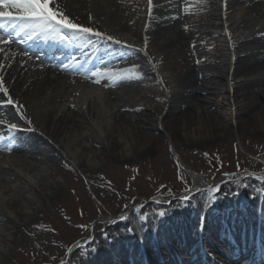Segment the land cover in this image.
Masks as SVG:
<instances>
[{
    "label": "bare ground",
    "instance_id": "bare-ground-1",
    "mask_svg": "<svg viewBox=\"0 0 264 264\" xmlns=\"http://www.w3.org/2000/svg\"><path fill=\"white\" fill-rule=\"evenodd\" d=\"M210 1L212 6L202 0H152L151 4L146 0L134 14L116 0H52L50 3L54 11L61 12L67 19L99 30L105 37L111 36V40L90 34L73 37L71 30L57 26L53 31L51 25L42 26L38 20L13 21L20 24L12 32L13 39L24 38L27 47H32L47 66L32 58H21L0 43V76L4 78L3 87L8 88V94L16 102L15 105H0V115L7 117L9 124L17 126L15 129L0 127V259H7L11 244L19 245L17 241L23 238L24 231H34L42 236L56 231L52 225L41 227L32 215L43 218V208L57 201L68 211L72 201L63 196V184L55 179L63 175L67 164L91 173L107 159L118 161L120 157L129 162L146 157L152 151L151 142L155 137L143 133V126L155 130L164 127L175 137L186 136L202 127L206 142L218 141L219 136L224 137L223 140L229 137L230 131L224 133L215 125L217 117L212 110L216 105L208 107L204 104L207 101L205 95L219 92L218 87H210L216 85L218 77L230 82L226 91L233 95L236 106L239 99L242 100L240 112L234 111L229 118L235 120L241 138L264 139V0H226V5L225 0ZM241 9L244 15L237 20L236 13ZM8 11L13 16L20 15L14 8ZM208 16L214 18L220 36L226 37L228 57L236 60L226 68L218 67L223 71L219 74L197 72L195 67L201 63L196 61L191 65V55L187 52L189 46L198 48L192 42L194 34L189 27V18L198 19L200 25L197 28L202 33L207 32V24L200 20ZM11 22L0 17V31L6 33V24ZM67 34L71 38L63 42L65 50L47 46L51 37ZM41 41L47 43L43 46L39 44ZM81 43L89 44L98 60L108 65L110 74L106 79L90 73L91 66L83 61L65 67L63 58L74 54ZM170 51L177 54L179 63L181 56L187 54V57L181 67L172 69L169 77L159 78L155 71L169 66L167 53ZM120 60L125 67L118 65ZM159 61L162 62L160 65ZM66 70L108 87L110 101L105 109L89 104L90 118L85 116L79 103L82 100L78 102L72 92L63 91L60 86L66 82ZM225 70L230 75L233 73V80L229 74L224 75ZM150 75L154 76L156 85H167L168 90L166 101L161 99V105L147 108L150 116L146 118L141 113L136 92L139 80ZM235 78L241 81L237 82ZM4 99L0 88V101ZM146 99L151 102L153 97L148 95ZM17 106H22L19 111ZM178 122L182 124L176 128ZM91 142L93 145L89 146ZM90 153L92 158L84 161V156ZM8 154L18 155L20 159L7 158ZM219 183L216 180L213 188ZM196 185L197 192L191 198L180 203H163L168 207L167 215L180 212L182 216L160 220L154 233L148 227L149 221L141 217L138 210H132L131 217L120 222L129 224L130 228L110 230L95 237L86 244L84 256H89L93 264H160V250L176 261L170 250L172 243L183 254L193 253L185 264H212L204 258L197 243L200 219L191 213L202 204H208L204 222L210 225L209 235L226 247L232 258L249 255L252 258L250 264H264V250L255 244L258 231L262 233L260 240L264 243V205L260 215L250 199L245 201L248 213L237 210L236 199L243 191L238 190L235 182L225 184L221 193L204 190L206 186L200 181ZM260 189L264 194V184ZM226 207L231 208L227 220L230 222V218L235 217L231 234L221 222L227 215L223 216L219 210ZM137 227L145 232V254L126 235L132 230L139 232ZM154 237L160 240L159 245L154 243ZM13 239L17 241L13 242ZM114 242L123 245L117 247ZM103 243L109 250L102 248ZM203 243L205 250L216 251L208 239ZM116 258H120L119 263ZM76 259H70L68 264H82L83 261ZM234 260L227 263L234 264Z\"/></svg>",
    "mask_w": 264,
    "mask_h": 264
},
{
    "label": "rangeland",
    "instance_id": "rangeland-1",
    "mask_svg": "<svg viewBox=\"0 0 264 264\" xmlns=\"http://www.w3.org/2000/svg\"><path fill=\"white\" fill-rule=\"evenodd\" d=\"M116 1L124 4L128 9L127 11L134 14L140 10L139 5H143L146 0ZM202 2L212 6L210 0H202ZM242 15H244V11L241 9L236 13L237 20L242 18ZM136 20H138L137 16ZM200 21L202 24H207V32L200 33L197 28L200 25L198 19L189 18V27L194 34L192 42L198 46L194 49L190 46L187 48L188 56L191 55V65L197 61L201 63L195 67L197 72H218L219 74L223 71L218 67L226 68L229 63H235L236 60L233 59L232 61L231 56L228 57L230 54L227 52L226 37L220 36L214 18L208 16ZM259 21L261 22V20ZM81 47L84 48L85 46L82 44ZM82 52L86 54L87 51L85 49ZM176 55L171 51L167 53L169 66L156 70L157 77H169L173 68L182 66L181 63L184 62L187 54L180 57L181 63H179V57ZM122 62V60L117 61L118 65L125 67L126 65ZM203 62L204 65H202ZM161 63V61L158 62L159 65ZM96 69L99 72L102 71L101 76L108 75L107 64L99 63L96 65ZM228 74L225 70L224 75L227 76ZM232 74H229L230 80L234 79ZM235 79L237 82L241 81L240 78ZM215 83L216 85L211 84L210 87H218L219 92L214 95H205L207 101L204 104L208 107L213 104L216 105V108L212 110L217 117L215 125L219 128L218 130H223L224 133L230 131L229 137L223 140L224 137L219 136L218 141L206 142L202 127H200L201 130L188 132L186 136L177 135L175 137L172 133L167 132L168 130L164 127L155 130L143 126L141 128L143 133L155 137V140L151 142L152 151L148 156L129 162L123 158L119 159L120 157L117 158L118 161L107 159L102 161L101 165L96 169L94 168L91 173L75 167L73 164H67L63 175H58L55 179L63 184V196L72 201V204L67 208L68 211L57 201L49 203L43 208V218L32 215L41 227L46 224L52 225L56 231L48 234L42 233L45 234L44 236L38 235L34 231H24L23 238L20 237L18 241L13 239V242L17 241L19 245L11 244V251L8 253L7 259H0V264H68L70 259L77 258L76 260H78L86 253V244L91 243L95 237L98 238L110 230L118 231L130 228L129 224H120V222L130 218L132 210L135 209L138 210L141 217L152 223L156 231L160 220H167L168 216L171 218L182 216L180 212L167 215L165 210L168 207L163 203H180L191 198L197 192V181L206 186L203 188L204 190L214 193H221V188L225 184L235 182L238 190L243 191V195L236 199V209L248 213L249 210L245 201L250 199V201L253 200L254 203L258 204L256 211L259 212L260 206L264 204V194L260 189L261 185L264 184V139L258 141L241 138L235 126V120L232 121L229 118L234 111L240 112L239 103H242V100L240 98L236 106L233 95H229L226 91V86L230 83L226 78L218 77ZM60 86L63 91L69 90L65 82H62ZM167 90V85H156L154 76L150 75L148 78L139 80L136 96L144 117L150 116V111L147 108L162 104L159 101L166 98ZM69 91L74 94L73 96L77 98L78 102L82 100L79 103L84 108L85 116L88 118H90L87 113L89 104L98 105V107L105 109V105L110 101L109 90L101 84L99 85V95H96L95 101L83 100L76 96L77 94L72 90ZM148 95L153 97L151 102L146 99ZM235 117L236 114L234 119ZM0 121L3 122L0 124L2 128H8L10 125L7 117L0 115ZM181 124L178 122L176 128ZM195 128H199V124L195 125ZM21 130L24 129L21 128ZM91 145H93L92 142L89 143V146ZM92 156V153L86 154L84 161L90 160ZM8 158L20 159L15 154L8 155ZM216 180L220 182V185L213 188ZM208 206V204H202L191 213L198 215L197 220L203 219L208 214ZM230 210L231 208L228 207L219 210L223 216L227 215L226 218H221V222L224 229L228 231L233 229L235 222V217H231L230 222L227 220ZM160 212L165 214L161 216L159 215ZM202 223L204 221H201V226H198L199 231L202 228ZM209 229L210 225L207 224L206 235L203 236L210 241L212 248L216 249L215 255L221 256L222 254L223 256L219 249L225 250L226 247H222L214 236L209 235ZM142 234L139 236L140 233L132 230L129 235H126L130 236L145 254L143 246L145 233ZM154 239V243L159 245L160 240H157L156 237ZM164 240H166L165 237ZM203 241L202 235L199 233L197 243L201 247L204 245ZM171 244L170 250H172L176 261L171 260V257L166 254L167 252L164 253L163 250H160V256H158L160 264H185L189 260L188 257L193 253L183 254L178 247L173 244L171 246ZM113 245L119 247L123 244L114 242ZM102 248L109 250V246L104 243ZM209 253L213 255L214 251ZM247 256H241L235 264H243L242 260ZM224 257H227L225 253ZM116 261L119 263L120 258H116Z\"/></svg>",
    "mask_w": 264,
    "mask_h": 264
},
{
    "label": "snow or ice",
    "instance_id": "snow-or-ice-1",
    "mask_svg": "<svg viewBox=\"0 0 264 264\" xmlns=\"http://www.w3.org/2000/svg\"><path fill=\"white\" fill-rule=\"evenodd\" d=\"M52 0H0V17H4L10 21L15 20H33V21H41L42 26H52V30L56 31L57 26L61 29H68L71 30L73 33V37H78L81 34H90L95 35L96 37H100L101 39L107 38L109 40L112 39L111 36L105 37L104 34L99 31L95 30L91 27H83L73 21L67 19L63 16V14L59 11H54L52 7H50V3ZM149 4H151L152 0H148ZM226 5V0H225ZM15 9L20 15L13 16L8 9ZM60 17L57 19V17ZM10 42L5 37H0V43H7ZM119 43V41H116ZM97 83L99 81H96ZM4 85V78L0 76V88H2L3 95L6 99L0 101V105H15L16 102L12 99V97L8 94V88L3 87ZM20 107L17 106L16 110L19 111ZM3 122L0 121V124ZM30 123V121H29ZM10 129H15L17 126L16 124L8 125ZM164 212H160L159 215H164ZM94 250V249H93Z\"/></svg>",
    "mask_w": 264,
    "mask_h": 264
}]
</instances>
